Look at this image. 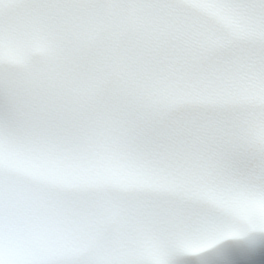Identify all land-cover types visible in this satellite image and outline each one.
I'll return each mask as SVG.
<instances>
[{
	"label": "snow or ice",
	"instance_id": "1",
	"mask_svg": "<svg viewBox=\"0 0 264 264\" xmlns=\"http://www.w3.org/2000/svg\"><path fill=\"white\" fill-rule=\"evenodd\" d=\"M0 264H264V0H0Z\"/></svg>",
	"mask_w": 264,
	"mask_h": 264
}]
</instances>
